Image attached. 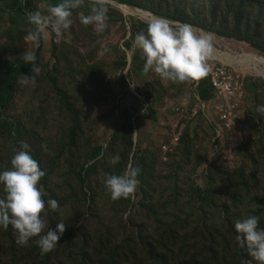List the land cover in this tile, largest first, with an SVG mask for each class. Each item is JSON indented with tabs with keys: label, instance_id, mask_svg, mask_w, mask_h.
<instances>
[{
	"label": "rangeland",
	"instance_id": "obj_1",
	"mask_svg": "<svg viewBox=\"0 0 264 264\" xmlns=\"http://www.w3.org/2000/svg\"><path fill=\"white\" fill-rule=\"evenodd\" d=\"M11 4L0 0V68L21 60L27 48L39 55L42 73L34 83L20 85L3 116L21 125L24 142L45 172L38 183L43 198L62 206L60 212L46 207L41 213L44 231L59 220L65 231L42 255L36 238L19 246L11 226L0 228V264H83L85 250L115 251L121 264H146L153 248L171 251L168 264L193 258L196 264H238L234 221L256 215L264 228V117L256 112L264 105V75L227 65L243 86L244 103L232 132L217 138L214 105L203 111L190 80L172 83L144 73L142 53L132 44L133 24L141 32L157 17L195 21L180 4L108 0L116 15L107 17L108 28L100 34L83 25V14L74 9L60 43L49 30L39 38V48L27 40L32 30L27 14H47L48 6L34 0L22 11ZM137 8L151 14L137 15ZM194 28L211 36L215 51L264 59L246 42ZM259 34L253 41L264 48V30ZM102 45L109 48L103 55ZM70 109L77 119L74 134ZM18 147L14 138L0 135V170L10 168ZM116 154L119 162L110 165ZM129 163L140 169L137 189L127 199L112 200L104 187L106 174H120ZM198 191L210 198L202 199Z\"/></svg>",
	"mask_w": 264,
	"mask_h": 264
},
{
	"label": "clouds",
	"instance_id": "obj_2",
	"mask_svg": "<svg viewBox=\"0 0 264 264\" xmlns=\"http://www.w3.org/2000/svg\"><path fill=\"white\" fill-rule=\"evenodd\" d=\"M83 3L84 0H61L60 3L49 5L47 14L40 11L28 13L27 21L32 30L28 33L27 40L35 48H39V38L47 36L50 30L55 35L56 42L60 43L63 34L72 24V10L80 8ZM107 4L108 0H92L90 13L81 15L80 22L85 26L92 25L97 34L103 33L108 28ZM132 44L142 53L144 73L151 71L172 83L206 77L209 73L207 61L215 51L209 34L197 32L191 24L171 23L162 17L149 22L146 31L137 33ZM101 48V55L109 51L106 45ZM21 58L25 64L32 65L31 73L34 75L29 77L22 74L18 83H34L42 73L36 51L26 48ZM256 112L264 117V105H258ZM18 143L19 147L13 149L10 168L0 170V228L8 229L11 226L19 246H25L36 238L34 242L43 255L55 247L65 231V223L59 220L54 229L48 226L44 231L45 223L41 213L46 207L48 211L60 212L62 206L56 199L43 198L44 193L38 183L45 172L32 156L30 146L24 141ZM41 148L45 152L49 151L46 143ZM119 160L120 156L116 154L108 163L116 165ZM139 172L138 167L129 163L120 174H106V193L112 200L131 197L139 184ZM234 229L238 246L251 258L248 264L253 261L264 264V228L259 227V217L248 215L237 219L234 221Z\"/></svg>",
	"mask_w": 264,
	"mask_h": 264
},
{
	"label": "trees",
	"instance_id": "obj_3",
	"mask_svg": "<svg viewBox=\"0 0 264 264\" xmlns=\"http://www.w3.org/2000/svg\"><path fill=\"white\" fill-rule=\"evenodd\" d=\"M46 6L60 3L61 0H40ZM174 3L181 5L195 21H186L185 23L191 24L193 27H199L206 32H213L220 36L229 39H237L250 44V46L264 54V48L253 41V38H259V32L264 30V0H171ZM91 3L84 1L83 6L79 8V13L87 15L91 11ZM25 4V5H24ZM13 7L17 10H22L24 7H32L34 0H12ZM107 17L110 19L116 15V11L107 4ZM74 11V9L72 10ZM202 16H207L205 19H201ZM210 17V27L207 18ZM177 19V18H175ZM201 21L197 23L196 21ZM215 26L218 29L214 30ZM133 33L136 35L140 32V27L136 24L132 25ZM253 28L254 35L249 37L247 32ZM245 32V33H244ZM253 32V31H252ZM37 62L41 66V60L39 55L37 56ZM32 65L25 64L23 59L16 62L4 65L0 68V135L5 137L14 138L17 146L19 141H24L23 130L20 124L12 122V120L4 119L3 112L11 105L19 87L18 78L22 75H28L31 77L34 75L31 73ZM262 94L264 96V84H260ZM198 95L201 101L208 102L213 98V93L209 87L208 77L201 78L200 84L197 89ZM70 114H73V134L76 130V118L74 112L70 109ZM83 186L85 185V179H83ZM199 196L202 199L208 200L210 196L202 191H198ZM205 195V196H204ZM167 248V247H166ZM168 250V249H167ZM95 255L88 253L87 250L83 252V264H121L116 252L112 251L107 255H102L100 250ZM171 251H166V254L158 253L156 248H153V257L146 264H168V255ZM213 256H217V252L213 251ZM102 256V258H101ZM236 259L238 264H248L251 259L244 249H236ZM95 258H97L95 260ZM179 264H196V258L191 260L179 259ZM254 264V261L252 262Z\"/></svg>",
	"mask_w": 264,
	"mask_h": 264
},
{
	"label": "built area",
	"instance_id": "obj_4",
	"mask_svg": "<svg viewBox=\"0 0 264 264\" xmlns=\"http://www.w3.org/2000/svg\"><path fill=\"white\" fill-rule=\"evenodd\" d=\"M207 63L209 65L208 83L213 98L208 102L200 100L197 89L201 79L190 80V83L193 88L194 100L198 105H201L203 111H206L208 105H214L219 123L216 134L217 138H220L222 132H232L237 123L239 111L244 103L243 86L227 65L213 59H209ZM179 112L181 114L184 111L178 108L177 113ZM197 114V111L194 110L193 115L196 116ZM175 142L178 143V139Z\"/></svg>",
	"mask_w": 264,
	"mask_h": 264
},
{
	"label": "bare ground",
	"instance_id": "obj_5",
	"mask_svg": "<svg viewBox=\"0 0 264 264\" xmlns=\"http://www.w3.org/2000/svg\"><path fill=\"white\" fill-rule=\"evenodd\" d=\"M119 8H121L125 13L129 11V8L124 5H120ZM134 11L137 15H141L142 17H148L147 14H151L149 11L139 8L134 9ZM209 59L217 60L225 65H234L236 67H239L240 65H244L245 66L244 71H251V72L253 71L257 76L264 75V59L254 54L251 55L243 54L239 56H233L229 53L214 51V54Z\"/></svg>",
	"mask_w": 264,
	"mask_h": 264
}]
</instances>
